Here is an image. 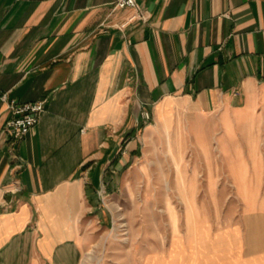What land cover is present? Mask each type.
<instances>
[{
    "label": "crops",
    "instance_id": "0c3cea01",
    "mask_svg": "<svg viewBox=\"0 0 264 264\" xmlns=\"http://www.w3.org/2000/svg\"><path fill=\"white\" fill-rule=\"evenodd\" d=\"M120 1L0 0V264H82L173 110L223 147L264 102V0ZM12 102L44 108L18 140Z\"/></svg>",
    "mask_w": 264,
    "mask_h": 264
},
{
    "label": "rangeland",
    "instance_id": "374dc122",
    "mask_svg": "<svg viewBox=\"0 0 264 264\" xmlns=\"http://www.w3.org/2000/svg\"><path fill=\"white\" fill-rule=\"evenodd\" d=\"M189 111L171 112L161 150L108 203L110 225L95 231L82 264H264V102L223 147L215 119L192 126L216 129L197 145Z\"/></svg>",
    "mask_w": 264,
    "mask_h": 264
},
{
    "label": "built area",
    "instance_id": "2783aa9c",
    "mask_svg": "<svg viewBox=\"0 0 264 264\" xmlns=\"http://www.w3.org/2000/svg\"><path fill=\"white\" fill-rule=\"evenodd\" d=\"M136 0H121L118 7H136ZM12 118L6 123L5 130L15 139H22L27 136L39 123L40 115L44 108L42 104H17L12 102L9 105Z\"/></svg>",
    "mask_w": 264,
    "mask_h": 264
}]
</instances>
